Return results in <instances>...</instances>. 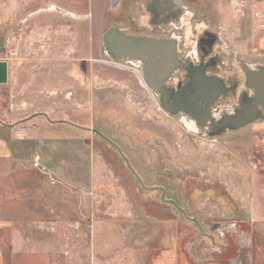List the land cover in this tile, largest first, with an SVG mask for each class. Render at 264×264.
Wrapping results in <instances>:
<instances>
[{
	"label": "rangeland",
	"instance_id": "374dc122",
	"mask_svg": "<svg viewBox=\"0 0 264 264\" xmlns=\"http://www.w3.org/2000/svg\"><path fill=\"white\" fill-rule=\"evenodd\" d=\"M148 1L15 0L0 30L3 264H264V121L208 137L104 47L112 27L164 33ZM177 2L187 35L220 33L235 63L264 64V0Z\"/></svg>",
	"mask_w": 264,
	"mask_h": 264
},
{
	"label": "flooded vegetation",
	"instance_id": "af4514ba",
	"mask_svg": "<svg viewBox=\"0 0 264 264\" xmlns=\"http://www.w3.org/2000/svg\"><path fill=\"white\" fill-rule=\"evenodd\" d=\"M146 11L150 29H164L161 36H146L175 42L177 51L179 68L163 91L147 86L166 112L186 116L208 137L264 121V64L235 63L220 33L194 29L187 35L185 8L177 0H150Z\"/></svg>",
	"mask_w": 264,
	"mask_h": 264
},
{
	"label": "water",
	"instance_id": "95a60500",
	"mask_svg": "<svg viewBox=\"0 0 264 264\" xmlns=\"http://www.w3.org/2000/svg\"><path fill=\"white\" fill-rule=\"evenodd\" d=\"M114 1V4L116 5L120 2V0ZM54 10L55 7L50 8V11ZM103 44L108 55H110L115 61L127 59L139 61L142 64V77L145 84L157 94H160L163 91L167 80L171 78L174 70L179 68L177 51L174 46L175 42H171L169 40L153 39L145 35H129L118 27H112L103 35ZM3 45L4 38L0 37V46ZM8 75L9 63L6 61H0V84H7ZM62 122L80 129L89 130L67 121ZM91 132L109 143L120 153V155L125 159L129 169H131L132 173L140 182L142 188L147 189L144 186L142 178L131 168L127 158L123 155L120 146L115 144L107 136L96 129L91 130ZM161 190L163 192L162 200L174 205V207L187 217L185 210L180 208L175 201L166 200L164 198L166 192L162 188ZM190 220L197 224L199 229H202L196 220Z\"/></svg>",
	"mask_w": 264,
	"mask_h": 264
},
{
	"label": "crops",
	"instance_id": "0c3cea01",
	"mask_svg": "<svg viewBox=\"0 0 264 264\" xmlns=\"http://www.w3.org/2000/svg\"><path fill=\"white\" fill-rule=\"evenodd\" d=\"M15 5H17L15 0H0V30L3 29V27H7L11 24V18L14 15L15 9H17ZM0 37H3V36H0ZM6 42L4 39V45L0 46V49L6 48ZM0 61H4V59L0 58ZM10 82H11V66L9 64L8 82L7 84H0V85L9 86ZM0 264H3V256L1 254V249H0Z\"/></svg>",
	"mask_w": 264,
	"mask_h": 264
},
{
	"label": "built area",
	"instance_id": "2783aa9c",
	"mask_svg": "<svg viewBox=\"0 0 264 264\" xmlns=\"http://www.w3.org/2000/svg\"><path fill=\"white\" fill-rule=\"evenodd\" d=\"M38 160H39V158H37V162H36V165H38L39 163H38Z\"/></svg>",
	"mask_w": 264,
	"mask_h": 264
}]
</instances>
